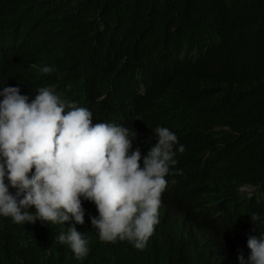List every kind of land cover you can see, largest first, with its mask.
Wrapping results in <instances>:
<instances>
[{
	"label": "trees",
	"instance_id": "trees-1",
	"mask_svg": "<svg viewBox=\"0 0 264 264\" xmlns=\"http://www.w3.org/2000/svg\"><path fill=\"white\" fill-rule=\"evenodd\" d=\"M44 65L56 71L41 74ZM4 85L30 98L50 86L93 123L134 131L132 146L144 152L152 129L167 127L185 150L164 205L186 209L247 254L248 235L264 232L250 219L264 218V0H0ZM16 256L31 264L25 253L7 259ZM46 256L34 253L32 264H51Z\"/></svg>",
	"mask_w": 264,
	"mask_h": 264
},
{
	"label": "clouds",
	"instance_id": "clouds-1",
	"mask_svg": "<svg viewBox=\"0 0 264 264\" xmlns=\"http://www.w3.org/2000/svg\"><path fill=\"white\" fill-rule=\"evenodd\" d=\"M55 71L54 65L39 69L45 75ZM35 93L30 98L18 86L0 87V264H20L18 256L13 261L7 257L21 253L32 264L34 253L44 250L51 264L58 258L63 264H77L80 259L83 264H120L110 242L129 251L122 257L123 264H154L152 240L158 264H174L178 253L183 264L186 260L187 264H217L199 263L188 244L210 256L217 246L202 235L203 229L208 235L216 231L230 250L227 253L237 255L238 264H264V232L248 235L245 257L222 239L220 231L197 221L186 209L169 202V207L164 205L175 157L185 150L174 132L163 126L152 129L155 143L144 152L132 146L135 133L128 127L93 123L87 108L76 106L50 86ZM240 190L251 194L253 189ZM164 218L170 223L165 225ZM250 219L256 228L264 224L255 212ZM182 220L192 231L190 236ZM154 229L168 239L152 236ZM35 238L39 251L17 241ZM94 241L102 250L99 255ZM3 248L12 252L5 254ZM223 262L230 264L226 258Z\"/></svg>",
	"mask_w": 264,
	"mask_h": 264
},
{
	"label": "bare ground",
	"instance_id": "bare-ground-1",
	"mask_svg": "<svg viewBox=\"0 0 264 264\" xmlns=\"http://www.w3.org/2000/svg\"><path fill=\"white\" fill-rule=\"evenodd\" d=\"M246 14V13H245ZM168 82V81H167ZM166 82V83H167ZM101 112V111H100ZM103 112V111H102ZM100 114V113H99ZM102 114V113H101ZM102 116H103V114H102ZM105 116V115H104ZM246 142V141H245ZM254 142V141H253ZM87 202L88 201H84V204H87ZM163 220V219H162ZM183 222H184V224L186 225V228H187V231H189V233H188V236H190V234H191V230H190V228H188L189 226H188V224H186V222L183 220ZM158 225V224H157ZM210 225V227H212V228H214V229H216L213 225H211V224H209ZM177 226V225H176ZM177 229V231L181 234V237L183 238V240L185 241V242H187L188 243V241H187V239L185 238V236L181 233V231L179 230V228H176ZM217 231H218V229H216ZM207 231V230H206ZM26 235H27V233H26ZM202 235L203 236H205L206 238H208L209 239V241L212 243V244H214V246H217V249L216 250H213V251H211V254H210V256L209 255H207L203 250H201V249H199L198 247H195L194 245H193V243H188L189 245H190V247H191V249H193L194 251H195V253L198 255L197 256V258H198V262L199 263H213V262H215V263H217V264H225L224 262H223V258H226L228 261H230V264H233V263H236V264H238V260H237V255L236 254H232V253H227L228 251H230V250H228L227 248H225L223 245H222V243L220 242V241H222L221 240V238L219 239L218 238V235H217V232L216 231H213V232H210V235H212V239H214V243L212 242V240H211V237H210V235H208L206 232L205 233H203L202 232ZM152 236H160V237H162V238H164V239H168V236L166 235V234H163V235H160V234H158V231L156 230L155 231V229H154V232L152 233ZM113 242H110V244H112ZM94 244H95V246H96V250H95V252H97V253H102V250H101V248H100V246L97 244V242H95L94 241ZM114 245V244H113ZM40 244H39V242H38V239L37 238H35V240H33L32 241V247H31V250H35V251H39V248H40ZM54 247H56L55 246V244H54ZM236 248V247H235ZM56 249V252H57V247L55 248ZM150 249H151V260H152V262L154 263V264H158V262H157V260H156V258H155V253H156V246H154L153 245V240L151 241V247H150ZM236 249H238L245 257L247 256V253L244 251V250H242V249H240V248H236ZM115 251H116V254H117V259H118V262L120 263L121 261H122V257H125V256H127L128 254H129V251H127L126 250V248H123L121 245L120 246H116V249H115ZM46 252H47V250H44V253L43 252H40V255L41 256H43L45 259L47 258V256L45 255L46 254ZM224 254H227V255H224ZM239 254V253H238ZM225 256V257H222V259H220V257L221 256ZM212 258V259H211ZM210 261V262H206V261ZM183 259H181V254L180 253H178L177 255H176V258H175V261H174V264H183ZM80 264V263H79ZM103 264H105V263H103Z\"/></svg>",
	"mask_w": 264,
	"mask_h": 264
},
{
	"label": "rangeland",
	"instance_id": "rangeland-1",
	"mask_svg": "<svg viewBox=\"0 0 264 264\" xmlns=\"http://www.w3.org/2000/svg\"><path fill=\"white\" fill-rule=\"evenodd\" d=\"M242 190H244V191H246V192H247V191H249V189H248V188H243Z\"/></svg>",
	"mask_w": 264,
	"mask_h": 264
},
{
	"label": "water",
	"instance_id": "water-1",
	"mask_svg": "<svg viewBox=\"0 0 264 264\" xmlns=\"http://www.w3.org/2000/svg\"><path fill=\"white\" fill-rule=\"evenodd\" d=\"M214 243V242H213Z\"/></svg>",
	"mask_w": 264,
	"mask_h": 264
}]
</instances>
